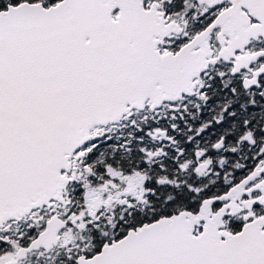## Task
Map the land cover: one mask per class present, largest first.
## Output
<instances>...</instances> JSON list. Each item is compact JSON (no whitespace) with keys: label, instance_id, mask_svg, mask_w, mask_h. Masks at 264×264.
<instances>
[{"label":"snow or ice","instance_id":"obj_1","mask_svg":"<svg viewBox=\"0 0 264 264\" xmlns=\"http://www.w3.org/2000/svg\"><path fill=\"white\" fill-rule=\"evenodd\" d=\"M0 264H264V0H0Z\"/></svg>","mask_w":264,"mask_h":264}]
</instances>
